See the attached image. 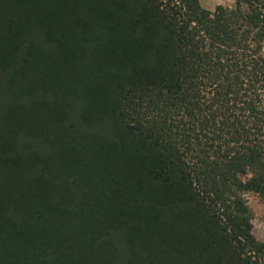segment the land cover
<instances>
[{"label":"trees","instance_id":"1","mask_svg":"<svg viewBox=\"0 0 264 264\" xmlns=\"http://www.w3.org/2000/svg\"><path fill=\"white\" fill-rule=\"evenodd\" d=\"M243 2L0 0V264H264L225 203L264 197V57L229 27L264 40V4Z\"/></svg>","mask_w":264,"mask_h":264},{"label":"clouds","instance_id":"2","mask_svg":"<svg viewBox=\"0 0 264 264\" xmlns=\"http://www.w3.org/2000/svg\"><path fill=\"white\" fill-rule=\"evenodd\" d=\"M175 2L179 3V0H175ZM259 2L260 4H264V0H259ZM163 3H167V0H163ZM196 4L202 11L208 13L209 19H215L218 8L223 9L227 13H231L237 10L238 4L240 5L242 12L246 7L243 0H196ZM161 10H163V4L161 6ZM258 10L262 14L261 18L264 19V8H259ZM237 25H239V28H237ZM188 27L189 31L197 27L196 21L192 20L189 23ZM229 27L233 30H236L239 34H243L245 31H248V39L242 41L243 44L247 45V49H244L242 47L241 49H239V51H248L252 55V59L257 60L259 63L258 58L264 57V40L258 41L255 39L256 33L259 31V28L249 30V25L246 24L242 19H238L236 23L231 24ZM201 36L204 37L205 46L203 51H209L210 41L203 30L200 31L196 39H199ZM258 46L259 50L255 51ZM217 47L223 48L224 45H217ZM232 50L237 51L235 47H233ZM212 51L214 55L215 49H212ZM221 62H224L223 58H221ZM248 71H251V65H249ZM257 75H259V73H257ZM254 84L256 88V95L259 99L257 101V99L254 97L253 102L256 103L257 109L259 111H264V88L260 87V84H264V80H261L258 84L254 81ZM244 86L247 87V80H245ZM249 95H251V93H249ZM237 115H239V112H237ZM247 115L248 113L245 112V116ZM147 118L151 119V116ZM252 123L253 121L249 120L245 126L250 128L252 126ZM253 131H255V129H253ZM262 139H264V137H262ZM181 151H183V149H181ZM210 158L215 159L214 156H210ZM191 163H195V161H191ZM236 175L240 184L246 185L250 180L253 179L255 174L250 169L245 168L243 175H241L240 173H237ZM193 186H196L195 181H193ZM201 195H203V192H201ZM225 195L227 197L225 203L229 204L230 206L234 201L238 200L240 202L243 209L242 215L244 216L246 224L248 226V235L253 237V239H255L257 242L264 243V197L261 196V193L251 188L237 190L234 186H229V191L226 192ZM209 196L214 198L215 194L209 192ZM216 207L220 208L221 212H223V207L220 201L216 202ZM220 219L223 221L225 220V217L221 215ZM228 231L230 232L231 229L229 228ZM240 239L243 242V238L241 237ZM252 258L255 259V256L253 255Z\"/></svg>","mask_w":264,"mask_h":264},{"label":"rangeland","instance_id":"3","mask_svg":"<svg viewBox=\"0 0 264 264\" xmlns=\"http://www.w3.org/2000/svg\"><path fill=\"white\" fill-rule=\"evenodd\" d=\"M123 1H125V0H123ZM105 2H107L109 5L112 3V1L110 3V0H105ZM126 2H130V0H126ZM135 198H137V201H138L137 203L138 204L139 203H142L143 204L144 198H143V195L140 192L137 193V195L135 196ZM134 221H135V223H134ZM139 223H140V220H138V219H137V221L136 220H133V224L135 226H138ZM155 254L158 256V258L157 257H155V258H157L159 260H154V264H163L162 261L164 262V264H168V263H165L167 261H165L166 260V256L163 253H162V255H164V256H162V257H161V254H159L158 252H156ZM171 257H174V256H169L168 258L172 259Z\"/></svg>","mask_w":264,"mask_h":264}]
</instances>
